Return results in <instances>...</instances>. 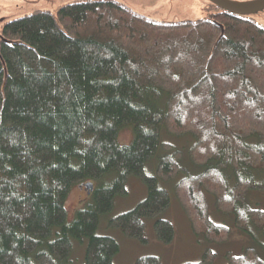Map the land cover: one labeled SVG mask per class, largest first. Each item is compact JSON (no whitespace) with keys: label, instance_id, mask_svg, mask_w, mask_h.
Masks as SVG:
<instances>
[{"label":"trees","instance_id":"trees-1","mask_svg":"<svg viewBox=\"0 0 264 264\" xmlns=\"http://www.w3.org/2000/svg\"><path fill=\"white\" fill-rule=\"evenodd\" d=\"M214 13L167 23L114 0H83L1 29L0 264H68L73 242L83 240L81 264H114L117 242L96 230L132 177L146 197L108 226L146 244L145 220L171 202L158 182L181 172L177 151L159 156L154 174L145 172L170 148L160 141L162 130L190 136L189 159L204 168L173 190L187 231L215 244L229 237L227 227L210 220L206 192L238 230L264 236V211L245 199L250 190H264V26ZM126 129L132 141L121 145ZM87 183L90 202L69 220L68 196ZM153 232L162 244L175 239L163 218ZM213 258L207 250L196 264ZM225 258L264 264L250 248ZM133 264L161 261L143 256Z\"/></svg>","mask_w":264,"mask_h":264},{"label":"rangeland","instance_id":"rangeland-1","mask_svg":"<svg viewBox=\"0 0 264 264\" xmlns=\"http://www.w3.org/2000/svg\"><path fill=\"white\" fill-rule=\"evenodd\" d=\"M76 1L83 0H23L22 2L19 1V8H16L13 11L5 10L7 13H12L11 15H2V9L0 7V26L5 22L21 17L24 14H29L33 10L54 11L60 6ZM114 1L120 2L133 11L143 15L145 14L148 18L156 21H195L205 17V12L202 11V0ZM226 1L233 3H250L257 0ZM162 2L168 4L169 6L159 8V5ZM246 16L256 20L259 24L264 26V10L251 11L247 13ZM131 141L132 133L129 129L122 131L118 136V142L121 145H128ZM160 141L163 144L169 145L170 148L163 149L162 153L157 155L156 158H153L146 165L145 172L147 174H154L159 156L170 154L173 151L179 152L178 165L181 168V172L171 180L158 182L159 187L164 189L169 194L171 199L170 206L167 211L160 214L157 218L145 220L146 244L125 238L118 229L109 227L108 222L111 219L132 210L146 197L145 186L136 178L132 177L128 179L126 184V194L115 198L112 210L101 216L99 226L96 230L97 236L109 237L117 242L119 252L114 257L113 263L133 264L137 258L143 256H154L160 259L161 264H196L202 259L204 252L208 250L214 254L211 264H226V254L229 253L234 257H238L241 256L243 251L247 248L253 249L256 255L264 262V236L254 228H251L250 233L238 230L234 226L233 216L231 214H223L217 211L214 207L213 197L206 192H204V196L210 220L216 225L227 227L230 231L229 237L225 242L215 244L205 242L201 238H196L195 236L193 237V235L187 231L186 218L174 197L173 190L175 185L185 176H197L203 172L204 168L194 165L189 159L188 151L193 144V139L190 136L176 137L169 135L162 130ZM112 179L113 175H107L101 181V184H107ZM260 181V179H257L258 183ZM93 183L96 185L95 182ZM232 184L233 181L230 178V180H228V185L231 187ZM81 188H73L68 196L65 209L69 220L73 218V215L77 210L81 209L90 202V197L87 195V191L83 188V186ZM245 199L250 208L264 211V190H250L246 193ZM160 218L171 222L175 229V239L170 244H162L155 238L153 223L156 219ZM77 243L78 241L73 242V261L71 260L68 264H81L83 261L86 240H83L82 244L78 243V245Z\"/></svg>","mask_w":264,"mask_h":264},{"label":"water","instance_id":"water-1","mask_svg":"<svg viewBox=\"0 0 264 264\" xmlns=\"http://www.w3.org/2000/svg\"><path fill=\"white\" fill-rule=\"evenodd\" d=\"M211 4L218 9L229 13L231 15L240 16L243 18H249L246 14L251 11L264 10V0H257L250 3H233L226 0H208ZM254 20V19H253ZM83 188L88 192L93 191V186L90 183L83 185Z\"/></svg>","mask_w":264,"mask_h":264},{"label":"flooded vegetation","instance_id":"flooded-vegetation-1","mask_svg":"<svg viewBox=\"0 0 264 264\" xmlns=\"http://www.w3.org/2000/svg\"><path fill=\"white\" fill-rule=\"evenodd\" d=\"M4 2V4H3V2ZM19 1H23V0H0V7H1V9H2V15H11L12 13H7L5 10H10V11H13L14 9H16V8H19V6H20V4H19ZM172 1V0H171ZM170 1V2H171ZM169 2V3H170ZM202 2H203V8H202V11L203 12H205V17L204 18H206L207 16H212V14H215L214 12H216V10H218V8L216 7V6H214L213 4H211L208 0H202ZM157 4V3H156ZM155 4V5H156ZM165 3H161L160 5H159V8L160 7H168L169 5L168 4H165ZM154 5V6H155ZM35 11H40V10H33V11H31V13L32 12H35ZM43 11V10H42ZM141 12V11H140ZM30 14V13H29ZM26 15H28V14H24V15H22L21 17H18V18H15V19H13V20H11V21H8V22H5L4 24H2L0 27V32H1V29L3 28V27H5V26H7L9 23H11V22H13V21H15V20H17V19H20V18H22V17H24V16H26ZM145 15V14H144ZM146 17H147V15H145ZM150 19V18H149ZM156 21V20H155ZM158 22H167V23H170V22H175V21H190V20H170V21H161V20H157Z\"/></svg>","mask_w":264,"mask_h":264}]
</instances>
